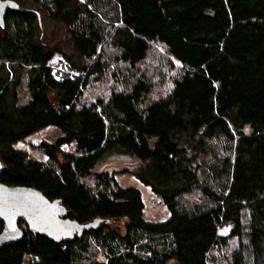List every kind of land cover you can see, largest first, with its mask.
Listing matches in <instances>:
<instances>
[{"label": "trees", "instance_id": "obj_1", "mask_svg": "<svg viewBox=\"0 0 264 264\" xmlns=\"http://www.w3.org/2000/svg\"><path fill=\"white\" fill-rule=\"evenodd\" d=\"M10 1L18 9L0 26V182L39 190L86 229L57 243L24 226L0 264H209L232 223L234 264H264V0ZM46 23L65 32L69 50L51 46ZM57 54L78 76L55 78ZM152 58L170 75L155 99L143 69ZM110 69L125 90L79 107ZM48 127L61 133L39 144L48 162L16 147ZM117 156L135 160L130 173L161 200L165 221L147 220L141 191L115 172L83 182Z\"/></svg>", "mask_w": 264, "mask_h": 264}, {"label": "rangeland", "instance_id": "obj_2", "mask_svg": "<svg viewBox=\"0 0 264 264\" xmlns=\"http://www.w3.org/2000/svg\"><path fill=\"white\" fill-rule=\"evenodd\" d=\"M43 32L50 37V44L52 47H57L63 50H69L71 48L68 44L64 31L56 29L53 25H48L46 23L44 24ZM158 49L162 55H165L162 49ZM160 53L157 54V59L162 58ZM156 58L149 59L143 66V69L147 71V74L152 78L155 85L151 95V98L153 99L166 94L170 86L168 82L170 79L169 69L164 67V64L159 60L157 61ZM50 63L52 69L56 71V75L59 77L62 76V74L68 73L78 76L77 73L70 71L65 59L60 54L55 55ZM177 66L179 68V65ZM123 90H125V86L113 76V69H110L103 79L99 81H91L90 85L81 97L78 106H90L99 99L108 100L113 92H121ZM19 93L25 101L27 99V92L24 85L19 88ZM60 136L61 133L58 129L48 127L28 137L24 141L19 142L16 147L26 151L30 157L35 160L48 162V157L39 148V144L41 142L54 143ZM63 149L68 151L69 147L64 146ZM136 165L137 163L135 160L129 157L117 156L108 158L95 168L93 175L83 179V182L90 186H95L96 173L115 172L116 179L121 186H132L141 191L145 203V217L147 220L153 222L165 221L169 217V212L161 203V200L155 197L148 187L140 184L139 181L130 173ZM192 199H194V197ZM225 240V242L217 244L210 252L209 264H234V256L239 250L241 239L239 236L234 235L230 238H226ZM97 259L99 261H106L105 255L100 250L97 251Z\"/></svg>", "mask_w": 264, "mask_h": 264}, {"label": "water", "instance_id": "obj_3", "mask_svg": "<svg viewBox=\"0 0 264 264\" xmlns=\"http://www.w3.org/2000/svg\"><path fill=\"white\" fill-rule=\"evenodd\" d=\"M10 9L18 5L10 0H0V26ZM4 166L0 159V177ZM67 211L60 202H52L39 190L28 187H12L0 182V222L4 230L0 234V249L19 242L22 227L57 243L73 242L86 229L66 218ZM236 231L235 224H225L218 231L221 239L230 238Z\"/></svg>", "mask_w": 264, "mask_h": 264}, {"label": "built area", "instance_id": "obj_4", "mask_svg": "<svg viewBox=\"0 0 264 264\" xmlns=\"http://www.w3.org/2000/svg\"><path fill=\"white\" fill-rule=\"evenodd\" d=\"M51 68H52V66H51ZM53 75L55 76V78H56L57 80H59V79L61 78V76L59 77V76L56 75V71H54V70H53Z\"/></svg>", "mask_w": 264, "mask_h": 264}]
</instances>
